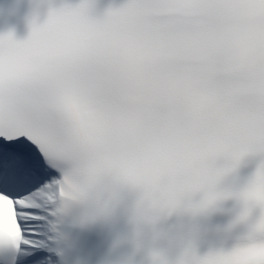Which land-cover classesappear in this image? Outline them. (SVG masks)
<instances>
[{
    "label": "snow or ice",
    "instance_id": "1",
    "mask_svg": "<svg viewBox=\"0 0 264 264\" xmlns=\"http://www.w3.org/2000/svg\"><path fill=\"white\" fill-rule=\"evenodd\" d=\"M94 9L49 3L27 39L0 35V264H54L43 201L69 174L85 193L111 176L139 186L149 204L139 221L228 198L243 202L240 221L264 212V0ZM251 156L261 162L248 185L221 190ZM257 249L264 215L244 245L190 247L178 264H249Z\"/></svg>",
    "mask_w": 264,
    "mask_h": 264
},
{
    "label": "clouds",
    "instance_id": "2",
    "mask_svg": "<svg viewBox=\"0 0 264 264\" xmlns=\"http://www.w3.org/2000/svg\"><path fill=\"white\" fill-rule=\"evenodd\" d=\"M36 6L39 7V3ZM110 179L112 186L103 192L91 190L85 193L81 189L80 183L71 174L65 175L62 176L59 189L53 188L49 193L51 199L43 201L47 212L44 222L49 238L52 243L57 245V255L62 260L64 259V246H71V236L67 229L84 231L96 225L111 222L120 209L126 193H135L136 196L130 213L133 222L139 221L138 214L148 209L149 204L144 199L139 186L124 183L116 176H111ZM101 201L107 211L92 212L91 205ZM244 244L245 242L238 246ZM245 259L249 264H264V249H257Z\"/></svg>",
    "mask_w": 264,
    "mask_h": 264
}]
</instances>
